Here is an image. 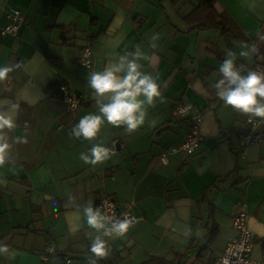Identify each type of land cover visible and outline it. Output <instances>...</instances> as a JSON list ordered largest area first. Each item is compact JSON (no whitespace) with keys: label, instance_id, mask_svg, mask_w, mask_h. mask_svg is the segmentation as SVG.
<instances>
[{"label":"crops","instance_id":"crops-1","mask_svg":"<svg viewBox=\"0 0 264 264\" xmlns=\"http://www.w3.org/2000/svg\"><path fill=\"white\" fill-rule=\"evenodd\" d=\"M195 7L190 0H0V66L21 65L0 82V107L19 105L8 162L0 166V247L10 249L0 264H89L92 230L82 209L104 197L136 219L126 237L110 241L109 264L177 253L185 254L183 264H213L236 237L241 211L256 238L253 257L264 259V122L254 130L263 138L243 147L240 134L253 118L224 105L213 87L228 50L238 53L242 43L264 50V0H217V11L248 38L233 48L216 29L186 20ZM11 9L25 16L16 35L4 32ZM137 45L148 56L144 71L162 84L165 102L148 112L155 125L129 134L105 123L97 140L71 136L81 117L97 111L88 73ZM87 46L91 68L80 61ZM256 55L237 62L255 69ZM62 84L83 97L75 113L59 93ZM178 105L190 106L188 117L175 116ZM196 113L203 116L199 150L175 151ZM98 142L114 154L85 164L80 154ZM51 248L55 254L43 261Z\"/></svg>","mask_w":264,"mask_h":264},{"label":"clouds","instance_id":"clouds-1","mask_svg":"<svg viewBox=\"0 0 264 264\" xmlns=\"http://www.w3.org/2000/svg\"><path fill=\"white\" fill-rule=\"evenodd\" d=\"M158 39V34L151 37L152 41ZM156 46V43H151L152 48ZM257 52L254 43H242L238 53L228 50L220 63L219 78L213 87L224 105L264 122V71L237 62L241 59L250 60ZM147 59L148 56L137 45L135 52H125L102 70L90 71L87 86L93 92L97 111L81 117L71 128L70 135L76 139L93 141L99 138L105 123L116 128L123 126L129 134L137 132L146 122L154 126L155 121L147 119L149 108L165 100L159 75L144 71L141 61ZM19 67L20 64L13 63L0 66V82L8 80L10 74ZM18 110L19 105L11 101L7 106L0 107V166L8 162V154L12 149L8 133L18 126ZM17 142L27 141L24 137H18ZM113 154L112 148L98 142L92 144L87 152L81 153L79 158L85 164L95 167L108 161ZM82 216L92 230L88 233L89 264H99L100 260H106L111 252L110 241L126 237L132 227L127 217L113 219L103 208L94 207L91 203L83 207ZM9 250L7 246L0 247V255Z\"/></svg>","mask_w":264,"mask_h":264},{"label":"built area","instance_id":"built-area-1","mask_svg":"<svg viewBox=\"0 0 264 264\" xmlns=\"http://www.w3.org/2000/svg\"><path fill=\"white\" fill-rule=\"evenodd\" d=\"M8 17L10 21L4 29V32L16 35L19 32L21 25L25 22V16L21 11L11 9ZM92 55V47H85L80 59L82 65L91 68ZM59 93L63 95V100L67 104L68 111L71 113H75L83 103L82 95L78 92L70 90L65 84H62L59 87ZM189 112L190 106L178 105L174 108L175 116L180 118L188 117ZM202 121L203 116L201 113H196L191 117L188 134L186 135L182 145L175 149V151L183 150L188 155H195L203 141V135L201 133ZM247 123L250 126V131L242 132L240 134V142L243 147L257 144L263 138V134L261 132H254L255 128H257L260 124L259 121L247 119ZM162 160L166 161L165 156L162 157ZM98 207L103 208L107 214L113 217V219H124L127 217L132 224L136 222L134 217L121 214L119 212L118 203L111 197H104L100 201ZM248 218L249 216L245 211H241L235 216L233 225L237 232L236 237L229 241L224 253L218 255L214 259L213 264H264V259H256L253 257L256 238L248 228ZM52 254H55V250L52 248L47 249L45 254L42 256L43 261L48 262ZM65 263L70 264L71 259H67Z\"/></svg>","mask_w":264,"mask_h":264},{"label":"trees","instance_id":"trees-1","mask_svg":"<svg viewBox=\"0 0 264 264\" xmlns=\"http://www.w3.org/2000/svg\"><path fill=\"white\" fill-rule=\"evenodd\" d=\"M196 1L199 2V6L195 7L193 12L186 18L195 28L199 30L216 29L226 39L229 48H233L239 42L248 41L247 36L241 31L237 23L228 13H220L217 11L215 8L217 0ZM245 66L248 67L247 65ZM254 68L259 71H264V50L262 49H259L256 55ZM184 258L185 254L177 253L171 260L152 257L142 264H183ZM99 264L109 263L106 260H100Z\"/></svg>","mask_w":264,"mask_h":264},{"label":"water","instance_id":"water-1","mask_svg":"<svg viewBox=\"0 0 264 264\" xmlns=\"http://www.w3.org/2000/svg\"><path fill=\"white\" fill-rule=\"evenodd\" d=\"M195 6H199V2L196 0H190ZM118 146V145H117Z\"/></svg>","mask_w":264,"mask_h":264},{"label":"rangeland","instance_id":"rangeland-1","mask_svg":"<svg viewBox=\"0 0 264 264\" xmlns=\"http://www.w3.org/2000/svg\"><path fill=\"white\" fill-rule=\"evenodd\" d=\"M194 264H196V263H194Z\"/></svg>","mask_w":264,"mask_h":264}]
</instances>
